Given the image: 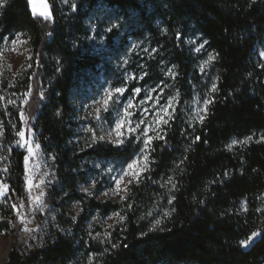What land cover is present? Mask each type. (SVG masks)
<instances>
[{
	"label": "trees",
	"instance_id": "obj_1",
	"mask_svg": "<svg viewBox=\"0 0 264 264\" xmlns=\"http://www.w3.org/2000/svg\"><path fill=\"white\" fill-rule=\"evenodd\" d=\"M47 1L49 20L34 14L29 0L0 3V43L19 33L28 37L29 61L6 82L28 91L22 110L72 186L94 179L100 190L111 178L103 171L107 164L120 169L135 157L132 142L89 147L92 135L81 116L102 103L108 89L124 84L121 66L136 41L149 42L155 52L145 77L128 84L127 96L159 76L161 56L174 63L187 87L197 75L188 35L207 40L216 56L217 91L203 122L176 114L160 134L164 139H154L149 168L126 197L101 201L75 192L88 214L125 217L112 225L98 264H264V239L249 247L239 243L253 231L264 237V211L257 210L264 209V61L257 53L264 0ZM10 110L2 115L0 156L6 159H0V176L9 184L7 198L17 202L26 193V151L14 135L22 126L19 110ZM249 136V143H239ZM233 140L238 143L229 149ZM156 219L163 231H149ZM81 255L63 242L31 252L13 243L6 264H78Z\"/></svg>",
	"mask_w": 264,
	"mask_h": 264
},
{
	"label": "rangeland",
	"instance_id": "obj_2",
	"mask_svg": "<svg viewBox=\"0 0 264 264\" xmlns=\"http://www.w3.org/2000/svg\"><path fill=\"white\" fill-rule=\"evenodd\" d=\"M29 1L34 14L42 17H44L42 14H51L47 0ZM185 40L194 58L193 70L197 73L196 76L190 78L187 87L182 85L183 77L174 63L161 56L158 57L160 58L159 76L154 77L143 88L137 86L135 89L139 88L141 90L139 93L134 89L133 93L127 96L128 84L136 80L141 81V77H145L148 62L152 53L155 52V49L150 47L149 42L136 41L132 53L130 52L128 56V61L132 62V67L129 66L128 61L125 63L126 60L121 66L123 75L126 77L124 84L118 88H123L125 91L117 93L115 89L112 91L108 89L103 95V102H94L90 109L83 112L84 118L81 116L83 128L86 130L94 129L97 136L103 135L107 130L114 129L120 120L125 121L121 128V131L125 133L123 137L125 143L132 142L134 146H137L135 157L128 164L133 163L139 157L136 168L132 170L139 175L138 177L125 176L119 188H117L114 178L118 179L122 175V171H128V164L120 169L114 167V164H107L103 171L111 178L109 183H105L100 190H96L94 179L89 182H79L74 186L70 185L61 174L56 160L52 158L54 156L46 154L42 145L35 138L34 121L25 124L24 120L21 119L22 126L15 130L14 135L16 136V146L25 150L26 156H28V160L25 162L26 193L17 202H12L7 198L8 191L4 196H0V264H6L13 243L21 252H31L58 242L72 244L80 249L82 255L78 264H98L106 250V242L109 238L107 233H110L118 216L115 215L116 212L108 215H102L99 212L88 214L81 201L74 197L75 192L86 193L101 201L122 200L129 194L132 185L138 182L140 176L149 168L150 151L154 139L145 149L144 154L148 156L147 162L141 153V149L144 148L143 141L147 139V136L155 137L157 132L160 135L176 114L186 117L192 123L203 116L205 113L204 101L211 98V86L213 82L216 83L212 71L213 61L204 68V71L200 70L211 52L205 45L200 52L196 51V48L203 43L202 38L198 35H188ZM28 41L29 39L25 34L19 33L14 38L0 43V125L2 127L4 125L2 115L9 116L10 108L19 110L20 114L25 96L29 94L28 91L15 89L11 85L12 83L6 82L9 74H16L29 61L31 55ZM257 53L264 61V41L259 44ZM169 69L175 73L174 76L168 74ZM177 92L179 93L178 96ZM170 98L172 99L169 106ZM10 100L15 101V104L8 103ZM105 100L108 101L107 111L105 110ZM129 100L133 104L132 107L128 108L130 115L125 113ZM163 106H167V113L162 111ZM97 109H99V119L97 118ZM198 112L199 116L197 115ZM161 117L168 120V123L164 124L160 119ZM141 120L144 123L140 124L136 133L129 134L128 128L136 127ZM20 130L25 132L24 140H27L33 148L31 155L27 151L26 144L17 143L21 139L18 136ZM141 131H146V136L137 139L136 137ZM0 138H2V134H0ZM37 144L40 145L39 148L36 147ZM108 168H112L113 171L109 173ZM141 169L146 170L141 171ZM29 179L32 182L31 188L28 184ZM129 180L131 183H128ZM0 182L8 184L4 176H0ZM84 188L89 191H82ZM41 190L44 192L41 200L46 207L37 211L38 202H34L32 197L39 196ZM103 193H108V195H103ZM21 203L24 205L23 208L19 206ZM13 204L17 207H11ZM1 222H6L8 227L3 229Z\"/></svg>",
	"mask_w": 264,
	"mask_h": 264
},
{
	"label": "snow or ice",
	"instance_id": "obj_3",
	"mask_svg": "<svg viewBox=\"0 0 264 264\" xmlns=\"http://www.w3.org/2000/svg\"><path fill=\"white\" fill-rule=\"evenodd\" d=\"M4 2H6V0H0V3H4ZM65 2L67 3V0H65ZM72 7H75V5H72ZM42 15H44V19L45 20H49V19L52 18L50 13H46V14H42ZM109 30H111V29H109ZM13 43H15V41H13ZM189 43H191V41H189ZM206 44H208V41L207 40H204L203 43L198 48H196V51L197 52H200L203 49L204 45H206ZM215 59H216V56L215 55L209 54L207 60L204 61V64H203V66L201 67L200 70L201 71H204V68L207 67L208 64L211 61L215 60ZM126 62L127 61H125V63ZM168 74L169 75H172V76L175 75V73L172 71V69H169L168 70ZM141 79H143V77H141ZM115 91L117 93H123L125 91V89H123V88H116ZM135 91L137 93H139L141 90L139 88H137V89H135ZM153 91H155V89H153ZM215 91H217V85L213 82L212 83V86H211V92H215ZM178 95H179V93L177 92V96ZM149 98H151V97H149ZM171 99L172 98L169 99V106L171 104ZM212 102L213 101H212L211 98L204 101L205 111L207 110V105L208 104H211ZM8 103L15 104V101L10 100V101H8ZM25 103H27V101H25ZM107 103H108V101L105 100L104 101V104H105V110L106 111H107V107H106L107 106ZM132 106H133L132 101L129 100L128 107L125 108V113L126 114H129L130 115V113H128V108L129 107H132ZM162 111L165 112V113H167V106H163L162 107ZM96 112H97V118L99 119V116H98L99 109H97ZM197 115L199 116V112L197 113ZM20 118L22 120H24V123L25 124L28 123V118L25 116V113H24L23 110H20ZM160 119L163 121L164 124H167L168 123V120H164L163 117H161ZM200 120H201V122H203V117L202 116L200 117ZM124 123H125V121L122 119L118 123H116L114 129L107 130V131L104 132L103 135H98V136H97L96 131L94 129H88L87 131H89L91 133V135H92V141H91L90 144H88V146L91 147L93 144H96L97 142H105V141L111 143L112 145L122 146L125 143V140L123 138L125 136V133L121 131L122 125H124ZM142 123H144V121L141 120L140 123L136 125V127H129L128 128V133L129 134L136 133L137 128H139L140 127V124H142ZM2 133H3V127H2V125H0V134H2ZM18 136L21 139L18 140L17 143L18 144H26L27 145V151H28L29 155H31L33 153V148H32L31 144L27 140H24L25 132L23 130L18 131ZM143 136H146V131H141L139 133V136H137L136 138L139 139L140 137H143ZM153 139H161L162 140V139H164V137L163 136H160L159 135V132H157V134H156L155 137H153V136H147V139L143 141L144 148L141 149V153H142V156H143V159L145 160V162H147V160H148V156L146 154H144L145 153V149L148 148V146L150 145V143L152 142ZM199 139H200V137L197 136L196 137V140H199ZM251 140H252V137L249 136L245 140L239 141V143H241V144H247ZM261 140H264V136L261 137ZM237 143H238V141L233 140L231 142V144H229L227 147L229 149H231L232 146L235 145V144H237ZM36 147L39 148L40 145L37 144ZM52 158L55 159V157H52ZM0 159H6V157L0 156ZM139 159L140 158L138 157L136 161H133V163L128 164L127 165L128 171H122V175H120L118 179L114 178L115 179V183L117 185V188H119V185L123 182L125 176L132 175V176H137L138 177L139 173L134 172L132 170L134 168H136V165L139 162ZM27 160H28V156L25 157V162H27ZM144 170H146V169H141V171H144ZM2 171L7 172L8 171L7 167H5ZM107 171L109 173H111L113 171V169L112 168H108ZM45 175H47V173H45ZM225 175H227V173H225ZM41 182L43 183V181H41ZM128 183H131V180H129ZM28 184H29V187L31 188L32 187L31 179H29ZM169 184H171V187L172 188H176L177 187V185L174 182H172V178L171 177H169ZM93 186H95V185L93 184ZM165 186H167V185H165ZM8 190H9V185L7 183L0 182V196H4L5 193ZM82 191L88 192L89 190L87 188H84V189H82ZM103 195H108V193H103ZM43 196H44V192H43V190H41L39 196L32 197V199H33L34 202H38V207L36 209L37 211H40L44 207H46V205L41 200V197H43ZM173 200H175V196H173L171 198V200L169 201V203H171ZM19 206H20V208H23L24 207L23 203H21ZM11 207L15 208V207H17V205L13 204ZM128 207H131V205H129ZM242 209H243V211H247L248 210L246 206H242ZM257 210L258 211H264V209H257ZM172 211H175V208H173ZM115 215L119 216V221H123L125 219V217L124 216H121L119 213H116ZM169 215H171V212H165L163 214V217H167ZM73 219H75V217H73ZM160 226H161V219H156L155 222L152 224V227L149 229V231H155L157 229L163 231L164 229L161 228ZM109 227H111V225H109ZM107 235L110 236L111 234L110 233H107ZM141 235H146V233H141ZM257 238L264 239V237H262L260 231H253L248 238L240 241L239 243L242 246H244V247H249L253 243H255V240ZM111 247L112 248H116V247H118V245L117 244H112Z\"/></svg>",
	"mask_w": 264,
	"mask_h": 264
}]
</instances>
